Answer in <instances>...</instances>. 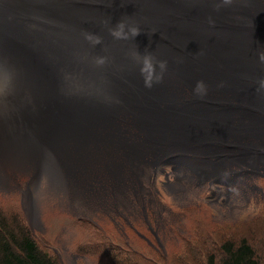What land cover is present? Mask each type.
<instances>
[{
    "label": "rangeland",
    "instance_id": "obj_1",
    "mask_svg": "<svg viewBox=\"0 0 264 264\" xmlns=\"http://www.w3.org/2000/svg\"><path fill=\"white\" fill-rule=\"evenodd\" d=\"M259 1L264 0L246 3L250 5V9L246 8L248 18L243 17L241 21L225 18L224 24L243 27L248 34L253 36L254 33L255 40L264 36V32L256 31L264 25L258 24L261 20L264 21V2ZM88 2L89 8L95 11L92 13H95L94 16L102 25L110 23L107 11L113 6L114 1L88 0ZM230 2L221 1L220 6L233 5L235 1ZM112 20L116 22L115 18H111ZM221 32L223 30L218 33ZM98 37L100 38L99 35ZM79 63V66L88 65L82 57L79 58ZM129 74L132 76V73ZM164 82L174 85L179 91L184 90L179 94V105L184 97L187 106L194 107L193 99L196 95L188 88L189 85L185 83L177 85L166 75L160 83ZM245 82L242 81L243 84ZM247 83L251 84L250 88L248 87L246 92L238 90V93H248L247 95L241 93V99H246L245 108L248 110L245 111L250 113V116L244 115L243 126L238 131L232 132L234 137L221 136V133L204 130L196 131L199 139H204L210 148L219 151L216 155L226 156L225 152L229 151L231 161L237 160V155L240 153L238 150L241 148L246 147L253 151L250 145L257 152L241 155L243 161L248 159L253 161L250 158L251 154L258 159L259 151H264V101L256 102L253 99L264 96V75L254 74L252 80ZM85 90L90 95L78 107L73 120L83 118L82 125L95 133L87 139L91 141L85 147L73 151L80 154L71 153L62 136H59L61 133L56 132L51 136L57 141L55 145H64L65 152L67 151L66 154L62 152V157H49L46 161H39L37 166L32 165L35 161L13 162L0 157L2 160L0 204L5 208L11 223L14 219H18L20 224L29 228L40 247L54 255L58 264H117L122 260V258L118 259L120 253L125 257L130 256L132 260L124 259L131 262L128 264H207L210 254L219 258L224 243L239 242L243 239L252 244L258 257L264 261V175H254L248 186L232 184L233 197L222 195L223 193L217 191V187L222 186L224 192L226 186L217 179L232 181L235 177L230 168L229 158L221 157L225 161L223 174L218 172L221 173V177L214 176L213 172L216 171L210 168V171L205 172L204 170H209L206 163H198L192 158L190 160L197 163L194 166H199V169L195 168L197 172L191 171L188 174L189 169L183 164L177 165L178 167L173 170V166L170 165L180 163L171 162L172 160L169 159L161 164L157 161L158 151L152 150L154 147L161 148V156H165L164 145L168 140L157 138L160 127L154 124L147 129L128 125L127 128L122 129L119 119L117 127L121 131L118 132L119 129H116L115 132L118 133L108 136L102 132L101 127L94 124L95 112L90 104L96 98L92 87ZM176 93L171 92L173 98ZM238 93L236 96L231 93V96L238 97ZM178 108L177 103L166 106L164 123L169 121L168 111ZM255 115L259 116L257 119L261 118L262 138L255 137L253 128L244 129L248 120L249 125L252 127L256 125L259 129V124L250 122V119L254 120ZM17 116L18 118L15 114L12 115L19 125L22 122L20 115ZM147 123L153 124L146 121L145 125H148ZM11 130L17 128L12 127ZM94 139L103 142L98 146L97 143H93ZM138 142L142 144V149L136 152ZM171 146L189 148L185 143H175ZM34 150L32 145L30 152ZM207 150L209 151V148ZM125 160L129 163L127 166L122 163ZM16 163L17 165L14 166ZM72 165V169L68 170ZM95 169L97 171L102 169L103 175L98 174ZM136 172L138 178L134 177L133 173ZM137 180L141 184L136 183L139 188L135 190L134 182ZM139 193L144 194V204L139 205V210L135 211L134 207L138 206L135 196ZM217 193L220 195H216ZM124 195L126 199L123 201ZM130 195L135 201L133 207L128 203L131 200ZM139 233L145 236L142 237ZM149 239L153 240L160 250L151 246ZM158 239L164 243L166 251L161 249ZM158 251L164 253L166 258ZM114 256L116 258L113 260ZM152 257L155 260L149 259Z\"/></svg>",
    "mask_w": 264,
    "mask_h": 264
},
{
    "label": "bare ground",
    "instance_id": "obj_2",
    "mask_svg": "<svg viewBox=\"0 0 264 264\" xmlns=\"http://www.w3.org/2000/svg\"><path fill=\"white\" fill-rule=\"evenodd\" d=\"M71 1L88 0H43L42 3L45 2L47 8L39 6L35 0H0V157L6 161H35L32 165L37 166L38 161H46L49 157H62L65 146L55 145L57 141L51 138L52 129L55 126L63 129L86 127L82 125L83 118L76 121L73 118L76 116L78 107L90 95L85 89H91V87L96 98L90 104L95 112L94 124L101 127L102 132L108 136L121 131L117 127V119H120L122 129L127 128L128 125L149 129L156 124L161 128L157 138L162 137L168 140L164 147L175 143L189 144L187 139L182 138V134L187 129L220 133V129L216 126L217 120L211 114L202 113L199 118L195 113L190 115L191 109L194 110L202 103L207 104L206 101L201 102L197 98L193 99L194 107L189 108L183 97L178 109L168 111L169 121L164 123L166 106L176 104L171 92L179 90L167 82L154 83L151 88L145 87L138 60L134 59L133 62L120 58L121 55H126L131 59L137 53L142 54L146 46L152 48L151 53L157 60L167 61L166 70L159 73L157 69V73L161 74L162 78L164 75L168 76L177 85L182 83L189 85L188 88L191 91L194 90L198 81H203L206 89L213 87L229 90L236 96L239 77H244V80L248 82L252 80L254 74L264 75V62H261L258 56V53L264 52V36L255 40L254 33L253 36L248 34L243 27L224 24L225 18L241 21L243 17H247L246 8L250 9V5L246 3L254 0H230L235 1L234 4L224 6L220 5H222L221 1L225 0H111L126 1L136 8L132 12L120 13L127 15L125 19L113 17L116 19V24L118 21H123L128 26L141 28V34L135 39L129 38L131 48L122 52L125 49L122 47L123 42L127 39H115L110 34L116 26L111 18H109L110 25H115H106L102 28L103 33L106 31L109 36L100 38L99 43L93 42L94 36L89 32L93 39L88 38V40H91L93 49L100 51L96 54L97 58L101 56L108 63V67L113 66L123 83H120V86H111L109 91V86H102L100 83L98 71L91 69L88 65H78L83 52L74 50L85 49L70 36H76L82 29L74 30L70 26L64 27L48 12V8L56 7L62 2L72 4ZM192 17L194 19H191ZM258 24L262 25L264 21L261 20ZM156 25L161 28L158 29ZM92 26L94 24H87L84 28L85 30L95 29ZM151 28L156 29L157 33H151ZM222 30L223 32L218 33ZM256 31L264 32V25ZM143 38L150 41L149 45ZM164 38L167 39L164 40ZM22 43H33L35 48L21 47ZM177 45L180 46L181 51L176 49ZM65 71L69 74L66 75ZM129 73H132V76ZM39 97L48 104L55 97L68 105L66 110L61 112L60 118L56 115L57 117L51 121L47 116V123L40 122L37 126L31 119L16 126L9 124L17 128V130H10L7 127L8 123L4 121V116L17 112L21 108L32 109L34 106L45 108L41 102H35ZM238 99L241 100L240 93H238ZM164 100L168 101L167 105ZM183 108L190 109V112L185 114ZM234 110H232L233 113ZM109 112L110 119H108ZM219 119L222 121L221 117ZM146 121L153 124L145 125ZM205 124L208 128L204 127ZM116 129L119 131L115 132ZM86 130L89 139L95 132L87 127ZM191 137L193 141L198 140V135L194 133ZM94 140L96 143L103 142ZM32 145L35 150L30 152ZM141 149L142 144L138 142L135 151L139 152ZM152 150L158 151L159 163L163 164L167 161L164 160L165 156H161V148L154 147ZM213 152L216 167L222 168L223 174L225 161L221 157L224 155H216L219 151ZM173 158L175 157L169 159L179 163V160H173ZM224 158H229V162L231 161L229 151ZM191 162H183V165L195 171L196 166ZM16 165L17 163L14 166ZM72 167L73 165L68 170ZM96 172L103 175L102 169ZM221 173L215 174L221 177Z\"/></svg>",
    "mask_w": 264,
    "mask_h": 264
},
{
    "label": "water",
    "instance_id": "obj_3",
    "mask_svg": "<svg viewBox=\"0 0 264 264\" xmlns=\"http://www.w3.org/2000/svg\"><path fill=\"white\" fill-rule=\"evenodd\" d=\"M35 1H37L35 3L38 4L39 6L47 8V4L45 2L42 3L43 0H40V1L35 0ZM162 1H164V0H162ZM119 2L120 3H116L110 9H108L107 13L110 16H112V17L118 16L120 19H125V18H127V15L126 14H120V13H127V12H132V11L136 10V8L132 4L127 3L126 1H119ZM92 11L93 10L91 8H89V2L88 1H73L72 4H70V3L65 4L62 2L56 7L48 8V12L50 14H52L57 19L56 21L60 25H62L64 27L70 26L74 30L82 29L81 31H79V33L76 34V36H74V37L70 36V38L72 37L74 40H77L83 46V48L85 50L75 49L74 51L82 50L83 54L81 56L84 59V61H86L88 63V66H90L91 69L98 71L100 73V74L98 73V77L100 79V83L102 84V86L121 85L123 83L121 82V79L118 77V73L113 68V66L108 67L107 66L108 63H106V62H104L103 64L97 63V61L99 59H101V56L100 57L98 56V58H97V56H95V55L100 53V51L93 49V44H92L91 40L90 41L88 40L89 32L93 34L94 39L96 37H98V35L100 36V38H102L104 36H109V34L106 31H104V33H103L102 28L104 26L94 16ZM169 15H174V14H169ZM169 15H168V17H170ZM191 19H194V18L192 17ZM87 24H89V25L94 24V26H92V27H95V29L85 30L86 28H84V26ZM156 27L158 29L161 28L159 25H156ZM150 31H151V33H157L156 29H154V28H151ZM165 39H167V38H164V40ZM143 40L145 41V43L147 45H149V43H150L149 40H147L145 38H143ZM130 44H131L130 40L127 39L126 41H124L122 47H124L125 49L122 50V52L125 51L126 49L131 48ZM21 47L35 48L33 43H22ZM176 49L181 51L180 46H178V45H177ZM145 51L153 52L151 47L146 46L143 50V53L140 54V56H143ZM22 55H24V57L26 56L25 54H22ZM120 58H123L124 60H127V61H133V62H134V59H137L136 55L133 56L131 59H129L126 55H121ZM64 63H67V61H64ZM65 73H66V75L69 74V72H67V71H65ZM239 79L240 80H238L237 85H236V87H237L236 90H244L246 92L248 87L250 88L251 84L247 83V82H245V84H243L242 81H244V79H245L244 77H239ZM247 79H249V78H247ZM101 80H102V82H101ZM183 92H184V90L183 91L180 90L174 96V100L178 106L180 103L179 94L183 93ZM245 92H241V93H244V95H247L248 93H245ZM193 93H194V91H193ZM194 95H196V94L194 93ZM196 98L198 99V101H201V102L206 101L207 104L202 103V104H199L194 110L191 109L190 115L195 113V114H197V117L199 118V117H201L202 113L211 114L217 120L216 126H217V128L220 129L221 135L228 136V137H230V136L234 137V134L232 132L238 131V129H240L243 126L242 119H243L244 115L250 116V113H246V111H245V110H248L245 108L246 102H247L246 99L240 100V99H238V97H232L229 90H219V89H215L213 87H209L208 89H206V92L203 95V98H200L197 95H196ZM253 99L256 102L257 101H264V96H262L260 98H258V97L254 98L253 97ZM35 102H41L46 109L41 107V106H34V108H32V109L21 108L17 112L11 113L8 116H4L5 123H8L7 127L11 130V128L13 127L12 125H15V126L17 125L18 121H15V120H17L16 118H18L17 114L20 115L21 122L25 123L31 119L33 124L36 126L40 122L47 123V119H46L47 116L51 119V121H53L57 116L60 118L61 112L66 110L67 105H68L67 103H65L61 99H58L55 97H53L52 102L48 101L49 104L43 102L40 97L37 98L35 100ZM164 103H165V105H167L168 101L164 100ZM182 110L184 111L185 114L187 112H190V110L187 108H183ZM232 110H234V113L232 112ZM263 112H264V109H263ZM14 114H15L16 118L12 117V115H14ZM53 115H55V116H53ZM220 117H221L222 121H220V119H219ZM257 117H259V116L255 115L254 120L250 119V122L259 124L260 125L259 129L257 128L256 125L254 127L249 125V120L245 124L244 129H246V128L252 129L253 128V131L255 133V137L256 138L257 137L262 138V133H263L261 130L262 122H261V118L257 119ZM117 120H119V119H117ZM202 120L205 122L204 118H202ZM206 120L208 121V119H206ZM9 124H12V125L9 126ZM199 124H201V123L199 122ZM32 127H33V125H32ZM205 127H208V126L205 124ZM197 131H199V130H197ZM56 132L61 133L60 135L62 136V139L65 142V145L69 146V151L71 153H73L74 155H77L76 153L73 152L74 150H76V151L80 150L81 148L85 147L88 144L87 143L88 142L87 141L88 132L86 130V127L78 126V127H75V129L72 127H68L65 129L54 127L52 129L51 136H53ZM193 133L196 134V131H194L192 129H187L182 134V138H185V139H187L188 142H190L189 144H187L189 146V148L195 147V144H194L192 137H191V135ZM174 139L176 140V138H174ZM93 143L96 144L95 141ZM97 144L99 146L100 142H98ZM92 146H94V145L92 144ZM250 146L254 152H257L253 149L252 145H250ZM65 149H66V147H65ZM238 151H240L241 155H243V154L249 155L250 153L253 152V151L247 149L246 147L243 149L241 148ZM241 155L239 157L242 158ZM125 162H127V161L125 160ZM38 163H39V161L37 162V164Z\"/></svg>",
    "mask_w": 264,
    "mask_h": 264
},
{
    "label": "clouds",
    "instance_id": "obj_4",
    "mask_svg": "<svg viewBox=\"0 0 264 264\" xmlns=\"http://www.w3.org/2000/svg\"><path fill=\"white\" fill-rule=\"evenodd\" d=\"M116 3H120V2L114 1L113 5H115ZM225 3H230V0H225ZM109 17L114 18L110 15H109ZM115 24H116V22H115ZM106 25H110V23H106L103 26H106ZM126 29H127V31H126ZM110 34L115 39H129V38L135 39L137 36H139L141 34V32H140V29L138 27L128 26L123 21H118L115 28H113L110 31ZM88 38L93 39L92 36H89ZM93 42L99 43L100 38L96 37ZM258 56H259V60L261 62H264V52L258 53ZM136 58L140 64V74L144 80L145 87L151 88L154 83H160L162 76H161V74L157 73V69H159V73H162L164 70H166L167 61L157 60L156 57L151 52H148V51H145L143 56H140V54L137 53ZM104 62H105V60L103 58H101L97 61L98 64H103ZM193 91L198 97L203 98V95L206 92V86H205L204 82L198 81L196 83V86H195ZM221 136H223V135H221ZM193 142L195 144V147H193V148L197 147L196 149H189L187 147L175 148L172 146H166V152H165V159L164 160H168L171 157H175V158H173V160H179V163H180V164L174 163L173 165H170V163L168 161V164L170 166H173V170H175V168L178 167L177 165L182 166L181 164H184L183 162L191 161L190 158H192V160H196V162H198V163L204 162L206 164L210 163L214 159L215 153L213 151H215V149L210 148L208 143L204 139L198 138L197 141H193ZM207 148H210L209 151L207 150ZM259 152H260V154H259L258 159H255L252 156V154L250 155V158L253 161H251L250 159H248L247 161H243L242 158L239 157L241 155L240 153L237 155V160L230 161V168L233 171L235 177L232 181L217 179L218 181H220L222 183L223 186H226V188H224V192L222 195H226L228 197H233L231 194V192H232L231 185L232 184L239 183V184H241L242 187L244 186V184L246 186H248L249 185L248 182H250V180L254 177V175H257V176L264 175V151L260 150ZM187 157H189V158H187ZM171 162H176V161H171ZM122 163L124 166H127L129 164L128 162H123V161H122ZM233 165H237V166L233 167ZM133 174H134V177L138 178L137 172L133 173ZM136 183L141 184V183H139V180L135 181L134 182L135 190L138 187V184H136ZM251 187L253 188V186H251ZM215 189H216V187H215ZM216 195H220V193H217ZM135 199L138 201L137 202L138 205L144 204V194L143 193L137 194L135 196ZM139 234L142 237L145 236L141 233H139ZM149 241H150V239H149ZM158 252H160V251H158Z\"/></svg>",
    "mask_w": 264,
    "mask_h": 264
},
{
    "label": "trees",
    "instance_id": "obj_5",
    "mask_svg": "<svg viewBox=\"0 0 264 264\" xmlns=\"http://www.w3.org/2000/svg\"><path fill=\"white\" fill-rule=\"evenodd\" d=\"M136 202L138 201L136 200ZM134 208L135 211H138L139 205ZM12 222L9 221L5 208L0 204V264H58L54 255L40 247L29 228L20 224L18 219H14ZM134 253L137 254V252ZM162 256L166 258L164 253ZM115 258L116 256L113 257V260ZM120 258L122 260L117 264H124V262L128 264L131 262L127 260H132L130 256L125 257L121 253L118 255V259ZM146 258L148 257L146 256ZM149 259L155 260L154 257ZM207 264H264V261L258 257L252 244L243 239L239 242L224 243L219 258L210 254Z\"/></svg>",
    "mask_w": 264,
    "mask_h": 264
},
{
    "label": "flooded vegetation",
    "instance_id": "obj_6",
    "mask_svg": "<svg viewBox=\"0 0 264 264\" xmlns=\"http://www.w3.org/2000/svg\"><path fill=\"white\" fill-rule=\"evenodd\" d=\"M224 153V152H223ZM225 153H227V152H225ZM222 156V155H221ZM224 157H226V156H224ZM187 158H189V157H187ZM223 159V158H222ZM188 162H191V161H188ZM193 162V163H192ZM191 163L192 164H197V163H195L194 161H192ZM213 164H214V166H213ZM224 165V164H223ZM217 165L215 164V162H214V159L210 162V163H208V164H206V167H208L207 169H212L213 171H216V172H221L222 171V168H220V169H218V167H216ZM188 167V166H187ZM215 167V168H214ZM195 168H199V166L197 167H195ZM210 169L209 170H204L205 172H208V171H210ZM218 170V171H217ZM194 172V169L192 170H188L187 171V173L189 174V172ZM162 172H164V171H162ZM195 172H197V170L195 169ZM216 172H213V174H214V176H216ZM165 173H167V172H165ZM203 174V173H202ZM201 174V175H202ZM234 174V173H233ZM125 177H127V176H125ZM217 177V176H216ZM171 186H172V184H171ZM108 188L110 189V183L108 184ZM111 188H112V185H111ZM116 189V188H115ZM217 191L218 192H221V193H223V189H222V186H218L217 187ZM130 197H131V195H130ZM126 199V195H124L123 197H122V200L124 201ZM134 199L131 197V200H130V202H128L132 207L135 205V201H133ZM124 206H125V204H123ZM126 207V206H125ZM164 209V208H163ZM162 209V210H163ZM159 213H161V212H159ZM148 219V218H147ZM158 242H159V244H160V246H161V249L163 248L164 249V251H166V248H165V245H164V243L161 241L160 242V240L158 239ZM149 243H150V245L151 246H153V247H155L157 250H160L159 248H158V246L156 245V243L153 241V240H151L150 239V241H149Z\"/></svg>",
    "mask_w": 264,
    "mask_h": 264
}]
</instances>
